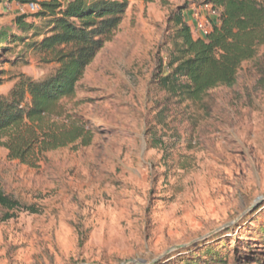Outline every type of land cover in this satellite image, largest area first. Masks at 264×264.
Wrapping results in <instances>:
<instances>
[{
    "label": "rangeland",
    "instance_id": "obj_1",
    "mask_svg": "<svg viewBox=\"0 0 264 264\" xmlns=\"http://www.w3.org/2000/svg\"><path fill=\"white\" fill-rule=\"evenodd\" d=\"M125 1L119 30L53 119L82 137L35 168L0 147V190L25 208L6 221L0 208V264H264V47L232 88L172 102L159 126L164 95L151 80L157 58L168 59L169 18L188 4L196 38L210 10L203 0ZM22 14L1 4L0 28L19 36ZM10 48L0 95L20 75L41 81L57 68L23 44Z\"/></svg>",
    "mask_w": 264,
    "mask_h": 264
},
{
    "label": "trees",
    "instance_id": "obj_2",
    "mask_svg": "<svg viewBox=\"0 0 264 264\" xmlns=\"http://www.w3.org/2000/svg\"><path fill=\"white\" fill-rule=\"evenodd\" d=\"M25 6L35 3L39 10L15 18L13 31L0 28V57L10 45L25 49L56 70L41 81L20 75L6 95H0V147L10 161L37 167L47 152L66 147L82 137L77 128L65 129L53 122L62 100L74 96L78 82L97 55L111 42L122 24L128 2L125 0H0ZM217 13L210 19L208 33L194 38L184 18L188 4L178 6L168 21L166 62L156 60L151 85L163 94L155 111L159 126H166L169 106L200 104L219 87L232 88L238 71L264 47V0H203ZM264 60V53H263ZM0 72V86L3 85ZM257 85L264 88V69ZM152 139L153 148H162ZM3 220L25 208L0 190ZM33 212V211H32ZM260 260H257V264Z\"/></svg>",
    "mask_w": 264,
    "mask_h": 264
},
{
    "label": "built area",
    "instance_id": "obj_3",
    "mask_svg": "<svg viewBox=\"0 0 264 264\" xmlns=\"http://www.w3.org/2000/svg\"><path fill=\"white\" fill-rule=\"evenodd\" d=\"M24 8L29 13H35V12H37L40 9L39 6L37 4H35V3H29V4L25 5ZM209 13H210V17L212 19L217 18V13L216 12L210 10ZM195 17H197L196 14H195ZM208 26H209V22L208 21H202V22H199V23L197 22L196 29L199 31V33L201 35L204 36V35H206L208 33Z\"/></svg>",
    "mask_w": 264,
    "mask_h": 264
},
{
    "label": "crops",
    "instance_id": "obj_4",
    "mask_svg": "<svg viewBox=\"0 0 264 264\" xmlns=\"http://www.w3.org/2000/svg\"><path fill=\"white\" fill-rule=\"evenodd\" d=\"M185 14H186V12H185ZM185 14H184V18H185ZM192 17H193L192 19L194 20V21L192 20V21H193V23H195V24H196L195 13H193V12H192Z\"/></svg>",
    "mask_w": 264,
    "mask_h": 264
}]
</instances>
